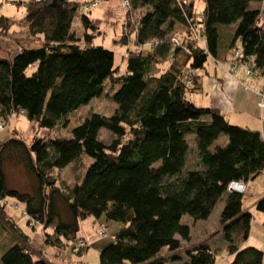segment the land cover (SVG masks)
Returning <instances> with one entry per match:
<instances>
[{
    "label": "trees",
    "instance_id": "1",
    "mask_svg": "<svg viewBox=\"0 0 264 264\" xmlns=\"http://www.w3.org/2000/svg\"><path fill=\"white\" fill-rule=\"evenodd\" d=\"M127 1L117 40L126 45L123 70L113 51L88 44L100 33L98 19L80 14L93 33L84 35L87 44L78 42L71 29L76 0L15 1L24 5L26 42L39 44L0 57V119L21 113L45 134L0 143V230L5 226L16 237L3 243L0 264H53L27 249L28 234L5 210L8 199L22 206L26 225L38 224L44 243L57 248H73L87 217L119 223L98 250V264H263V252L245 243L252 214L242 210L243 192L227 185L264 173V139L187 95L207 60L219 64L229 54L232 61L235 51L264 75L263 0H202L198 13L192 0ZM14 22L0 15V33ZM173 39L181 45L172 47ZM161 61L165 68L154 72ZM108 89L115 104L108 115L91 112L69 125L70 113ZM58 126L68 135L53 133ZM100 129L111 134L108 143L99 139ZM82 155L91 161L69 186L55 170ZM8 160L33 177L30 191L7 185ZM220 198L223 246L203 240L182 247L190 237L182 216L206 220ZM254 207L264 214V196ZM218 250L229 260H219Z\"/></svg>",
    "mask_w": 264,
    "mask_h": 264
},
{
    "label": "rangeland",
    "instance_id": "2",
    "mask_svg": "<svg viewBox=\"0 0 264 264\" xmlns=\"http://www.w3.org/2000/svg\"><path fill=\"white\" fill-rule=\"evenodd\" d=\"M0 1L3 2L4 0ZM6 1H10L11 4L2 5L0 8V15L14 19L15 22L6 34L0 33V56L2 57H6L7 51H9L10 54V49L14 48L17 50L19 45L37 46L39 44L38 41L26 42L28 37L25 28L26 25L24 22V5L15 3L16 0ZM76 1L79 2V7L75 11L71 24V29L74 31L76 37L79 39L78 42L81 45H84L88 43L85 41L84 35L93 33V30L91 28L83 27L80 21L81 11L79 8L80 3L87 2L88 0ZM192 1L194 4V9L198 13L202 8L203 2L202 0ZM123 2V0H97L96 6L90 7L88 11L84 12L90 20H99L98 29L100 33L95 34L88 44L102 45L103 47L113 51L114 63L119 67L120 70H123L124 67L123 55L125 54L126 48V45L117 41L120 35L121 24L125 13ZM263 3L264 2L260 3L259 6L264 11ZM128 47L132 48L133 45L128 43ZM142 49L146 50L147 45H145ZM165 64L166 62L164 61L159 62L155 66L154 72L163 70L166 66ZM34 68L35 66H30L28 72L34 70ZM250 76H257L262 81V77L260 75L258 76L253 74ZM246 85L247 84H244L245 88H247ZM108 91L109 89L106 90L99 97L92 98L87 104L81 106L76 111L70 113L67 116L69 125L78 123L91 112H97L100 114L108 115L112 111L113 107H115V104L111 102L107 97ZM259 104L262 106L263 102L259 101ZM231 119H229V121H233ZM53 133L62 136L68 135L67 128H63L60 126L56 127L53 130ZM44 134L45 131L43 129H38L37 127H35L33 123L27 120L21 113H12L6 120L0 119V143L10 137L15 136H20L26 142H29L34 135L40 136ZM98 137L103 142L108 143L112 136L106 130L100 129ZM191 137V135L186 136L188 140ZM223 138L224 135H222L218 140L221 141L223 140ZM193 160L194 152L190 151L188 156L189 166H191V162H193ZM90 161L91 159L88 156L82 155V157L78 161L69 163L63 168L56 169L55 172L59 174V178L63 180L65 184L71 186L75 182L79 181V179L83 176ZM4 171L8 186L19 189L21 191L31 190L34 182L33 177L25 172L21 164L13 160H8L4 164ZM263 176L264 173H260L259 176L256 177L255 182L253 183L254 186H258L259 182L261 183ZM251 180H249V182H251ZM249 184L253 189H255L251 185L252 183ZM252 193L253 190H249L247 184V188L243 192L242 210H246L249 212L252 211L253 197L255 196H253ZM10 201V199L6 201L7 203L5 205V210L14 218L15 221L20 222L22 228H24L25 232L28 234V241L26 245L27 249L34 256L41 255L43 258L47 259L53 264H98V250L103 245L112 241V234L119 227V223L106 221L103 216H100L98 218L92 216L87 217L80 221L79 230L77 232V236L80 237L81 240H83L84 242L83 245L77 248V250H74L73 248L70 249L68 246L57 248L45 244L42 238L41 227L38 224H35V226L33 227H28L24 221L25 217L22 214L20 205L13 201ZM222 205L223 199L220 198L215 203L214 207L212 208V211L210 212L206 220L193 221V219L187 214H184L182 216V221L187 222L191 230L189 240L180 242L182 247L193 246L197 242L203 240L208 241L212 246L216 248H220L223 246V241L221 237V225L219 222V212ZM61 213L62 215L64 214V212ZM260 214L261 213H256V215L258 216H260ZM256 215H254L253 212L246 243L247 245L254 246L263 252L262 262L264 264V218L262 217V219H259L258 217H256ZM98 228L104 229V232L99 234ZM6 240L13 241L16 240V237L14 232H12L9 228L3 226L2 230H0V253L4 246L3 243L6 242ZM164 251L165 250H163L161 254H163ZM177 254L183 260L184 257L182 251H177ZM223 256H225V252L218 250L217 258L220 260ZM224 261L226 262L228 261V259Z\"/></svg>",
    "mask_w": 264,
    "mask_h": 264
},
{
    "label": "crops",
    "instance_id": "3",
    "mask_svg": "<svg viewBox=\"0 0 264 264\" xmlns=\"http://www.w3.org/2000/svg\"><path fill=\"white\" fill-rule=\"evenodd\" d=\"M262 2H264V0ZM15 51L16 49L14 48L10 49V54L9 51H7L6 57L13 54ZM225 56L226 58L219 64L214 63L210 59L207 60L205 69L196 72L198 74L196 79L197 88L187 94L188 98L198 106H209L219 110L230 123L237 125L244 124L240 126L258 130L261 137L264 139V100L255 93V91L260 88L262 81L257 76L246 75L243 66H239L237 70L231 74H226L224 70L228 69L230 55L225 54ZM244 84H247V88L244 87ZM259 101L263 102L262 106L259 104ZM229 119L233 121H229ZM256 177L252 179L253 181L251 180V182L247 181L245 183V189L248 184L249 190H253L254 194L252 193V195H255L253 197V208L252 211H250L252 215L253 212L254 215H256V213H261L255 210L254 204L258 198L264 196V176L261 183L259 182L258 186H254L253 183ZM249 183H252L251 185L255 189H253ZM20 208L22 211L21 205ZM256 217L262 219V217L264 218V214L261 213L260 216L256 215ZM16 222L21 225L20 222ZM23 230L25 231L24 228ZM221 259L229 260V255L226 254Z\"/></svg>",
    "mask_w": 264,
    "mask_h": 264
},
{
    "label": "built area",
    "instance_id": "4",
    "mask_svg": "<svg viewBox=\"0 0 264 264\" xmlns=\"http://www.w3.org/2000/svg\"><path fill=\"white\" fill-rule=\"evenodd\" d=\"M123 5L124 8L126 9L128 7V1L123 0ZM78 2V1H77ZM10 1L4 0L3 2L0 1V8L2 5H10ZM97 5V0H88L87 2H82L80 3V11L81 13H84L89 10L90 7L96 6ZM78 7H79V2H78ZM172 47H176L178 45H181L180 42L177 39L172 40ZM239 66L244 67V72L246 75H259L258 72L254 69V63L253 59L250 58L249 60H242L241 53L238 51H235L233 54V60L230 61L228 69L224 70L226 74H231L237 70ZM261 76V75H260ZM262 77V84L258 90L255 91V93L262 99L264 100V75ZM227 190L228 191H234V192H244L245 190V184L241 181L234 180L230 181L227 185ZM104 232V229L98 228V233L101 234ZM83 240H79L75 245L73 246L74 250H77V248L81 247L83 245ZM86 245V244H85Z\"/></svg>",
    "mask_w": 264,
    "mask_h": 264
}]
</instances>
